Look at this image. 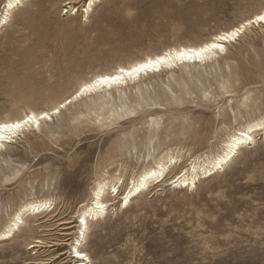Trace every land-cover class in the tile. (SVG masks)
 Here are the masks:
<instances>
[{
    "label": "rangeland",
    "instance_id": "rangeland-1",
    "mask_svg": "<svg viewBox=\"0 0 264 264\" xmlns=\"http://www.w3.org/2000/svg\"><path fill=\"white\" fill-rule=\"evenodd\" d=\"M88 1L25 0L0 27L1 122L49 112L97 75L202 44L264 10V0H100L86 15ZM225 46L204 65L93 94L99 103L78 99L6 143L0 233L23 205L51 204L0 241V264H80L72 254L79 211L102 177L122 182L118 197L106 196L107 213L89 221V264H264L263 132L195 188L171 184L264 116V25ZM169 153L180 162L165 181L122 208L130 183Z\"/></svg>",
    "mask_w": 264,
    "mask_h": 264
},
{
    "label": "bare ground",
    "instance_id": "bare-ground-1",
    "mask_svg": "<svg viewBox=\"0 0 264 264\" xmlns=\"http://www.w3.org/2000/svg\"><path fill=\"white\" fill-rule=\"evenodd\" d=\"M25 0H7L4 6V12L2 14V19L0 21V27H3L6 25L11 13L15 11L19 6L23 5ZM88 1V0H87ZM100 2V0H89L88 3L84 6L83 11L86 15H88L93 8L96 6V4ZM66 4H71V3H66ZM69 8L71 9L72 12L77 13L78 9L76 7H71L69 5ZM264 14V10L257 14ZM253 16L251 19L254 20L255 17ZM247 21L242 22L238 26L228 30V31H222L219 34H224L226 32H231L237 30L238 27L241 25H245L244 30L242 32H239L238 36L236 37L235 40H231L228 42H220L224 46V51L220 52L218 50L215 51V54H208L205 53L204 59H176L175 57L180 51H187L189 49H199L203 47L206 43H208L210 40L196 45V46H181L179 48H170L165 50L162 53L155 54L153 56H148L143 60H139L135 63H132L129 66H119L116 70H114L111 73L107 74H101L93 77L92 79L83 82L77 91L73 94L72 97L67 99L64 103H62L64 106L60 107L62 104H60L58 107L53 108L49 112H42V113H35L33 111L25 114L23 117L20 119L16 120H8V121H0V123H5V122H15L18 120H21L25 118L28 114L35 113L37 115H41L43 113H47L48 119H40L39 120V125L40 121L42 120H51L54 115L60 114L62 109H65V107L72 103L75 102L78 99H81L83 97L89 98L86 96H90L95 93L101 92V91H109L113 89H120L123 88L131 83H134L141 79V77L145 75H149L150 73L156 74V73H161L165 70H171L176 67H179L180 65H189V64H201L204 65L207 62L211 61L213 58H215L218 55L223 54L226 51V46L225 44L228 43H233L235 42L249 27L255 26V25H264V24H252V25H247ZM218 35V34H216ZM214 35V36H216ZM213 36V37H214ZM167 57L166 62L161 63V64H153L150 65L147 69L140 71V72H132L131 75H129V71L131 69L137 68L140 65L145 64L148 60H153L155 61L159 57ZM120 69H124V72H121ZM176 70V69H175ZM174 70V71H175ZM177 71V70H176ZM164 74V73H163ZM114 76H119L120 79L110 82L108 84H101L97 86L95 89H92L87 92H80V89L87 83H92L95 80L102 78V77H114ZM146 78V77H145ZM150 78V76L148 77ZM146 80V79H145ZM129 87V86H128ZM78 93H80L78 95ZM101 94V93H99ZM106 94V93H105ZM90 98L95 99V96ZM84 100V99H83ZM96 100V99H95ZM93 100V101H95ZM101 100V99H100ZM81 101V100H79ZM92 101V100H91ZM97 102V100H96ZM95 102V103H96ZM101 102V101H100ZM99 103V101L97 102ZM94 104V102L92 103ZM95 105V104H94ZM103 106H106L104 104ZM113 107V106H112ZM59 108V112L56 111V109ZM105 108V107H104ZM18 118V117H17ZM34 124H28L24 125L20 130H17L13 133H3V138L0 139V150L2 148H5L6 143H11L14 141V139L19 135V133L23 132L26 128L33 127L35 129ZM37 127V126H36ZM258 132H263L264 136V116L260 117L253 123L248 124L247 126H244L243 128H239L235 130L231 135H229L228 139L225 141L224 146L222 147V150L220 153L217 155L208 158L206 161L200 162L199 160L195 159L191 164L190 168L185 170L184 172L180 173L175 179L171 181V184L176 186V187H185L187 186L188 188H195L196 183L200 176L211 174V173H216L217 171L224 170L225 166H227L238 154L240 149L242 148L243 145L248 144V143H253L255 141V135ZM24 133V132H23ZM241 133H244L245 135H241ZM248 137H251V139H248ZM180 156L175 155V154H165L162 158L158 160L156 163L155 167H150L147 170H145L140 176L133 180L132 183H130V188L126 191V193L122 196L121 198V207L122 208H127L132 200L139 196L143 190L149 189L150 183L151 182H157L158 184H161L165 181V179L168 177V172L172 166L178 165L180 162L179 160ZM181 164V163H180ZM183 170V169H182ZM205 177V176H204ZM109 178L102 177L99 178L96 182L95 185L92 188L91 191V198L88 203L83 204L80 211H79V216H78V223H79V232H78V238L74 241L75 244H73V251L72 254L75 255L76 252H83L82 251V245L83 242L85 241L86 233L88 231V226H89V221H95L99 220L101 217H103L104 214L107 213V210L110 205H112L109 201L106 200V196L108 193L111 194L113 197H118L120 194V183L121 178L117 177L112 180H108ZM115 189L113 192L112 190ZM87 202V201H86ZM51 201L44 199V200H36L29 202L22 207L13 215V217L8 221L5 230L0 233V241L6 240L10 237H12L15 232L20 230V227L22 224H24V217L27 215H34V214H41L43 213L47 208L50 207ZM99 205H102L100 207ZM85 253V252H83ZM76 259L80 264L81 262L79 261L78 257L75 255L73 257Z\"/></svg>",
    "mask_w": 264,
    "mask_h": 264
},
{
    "label": "snow or ice",
    "instance_id": "snow-or-ice-1",
    "mask_svg": "<svg viewBox=\"0 0 264 264\" xmlns=\"http://www.w3.org/2000/svg\"><path fill=\"white\" fill-rule=\"evenodd\" d=\"M252 24H264V14L257 15L254 20L249 19L247 21V25H252ZM245 25H241L240 27L237 28L235 31L231 32H226L224 34H218L214 37L211 38V40L206 43L203 47L199 49H189L187 51H180L177 56L175 57L176 59H204L205 53L208 54H215V51L218 50L220 52L224 51V46L220 42H228L231 40H235L236 37L238 36L239 32H242L244 30ZM167 57H159L155 61L153 60H148L145 64L138 66L137 68L131 69L129 71V75H131L132 72H140L145 69H147L150 65L153 64H161L166 62ZM121 72H124V69H120ZM119 76H114V77H102L97 80H95L92 83H87L85 84L81 89L80 92H87L92 89H95L97 86L101 84H108L110 82L119 80ZM80 93H78L79 95ZM64 105L62 104L60 107H63ZM57 112H59V108L56 109ZM47 113H43L41 115H37L35 113L28 114L25 118L15 121V122H5V123H0V139L3 138V133H13L17 130H20L24 125L28 124H34L37 127H39V120L40 119H48ZM241 135H245L244 133H241ZM248 139H251V137H248ZM113 192L115 189L112 190ZM102 207V205H99ZM75 255L78 257L79 261L81 264H89V257L86 253L83 252H76Z\"/></svg>",
    "mask_w": 264,
    "mask_h": 264
}]
</instances>
